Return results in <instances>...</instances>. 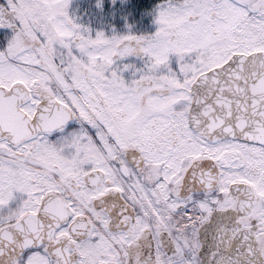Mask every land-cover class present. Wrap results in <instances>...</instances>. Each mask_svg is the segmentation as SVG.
I'll list each match as a JSON object with an SVG mask.
<instances>
[{"label": "flooded vegetation", "instance_id": "af4514ba", "mask_svg": "<svg viewBox=\"0 0 264 264\" xmlns=\"http://www.w3.org/2000/svg\"><path fill=\"white\" fill-rule=\"evenodd\" d=\"M225 1L232 3L229 11L222 9ZM16 2L0 0V64L47 66L63 56L53 51V45L69 35L56 31L54 23L52 27L49 23L41 26ZM126 2L128 21L111 26L133 29L118 44L119 50L129 47L120 63L125 60L124 64L132 66L137 62L145 66V72L131 79L119 71V54H113L107 74L100 80L118 97L112 104L107 99L110 94L98 98L93 165H82L78 181L73 180L70 186L50 192L48 188L40 206L46 197L48 214L50 208L58 216L53 228L41 244L26 246L7 264L264 263V145L205 135L191 121L192 86L201 74L227 64L239 54L264 53V0ZM81 10L79 6L75 11ZM167 13H177L181 20L175 28L180 40L174 44L179 62L171 64L169 73L178 68L187 76L178 86V98L158 103L173 93L168 83L171 75L166 73L168 65L159 69L144 46L150 33L156 32L155 27L162 28L161 17ZM232 14L238 19L222 25L221 21L226 22ZM75 15L73 12L71 19L61 25L79 28ZM205 18H210L206 39L198 45L189 44ZM185 25L188 30L182 36L179 29ZM58 58L63 62L60 64L87 60ZM21 82L0 81V85L10 89ZM34 84L26 83L30 95L36 93ZM261 85V77L256 75L249 88L250 97ZM49 88L36 93L32 112L27 110L32 101L28 95L19 108L29 117L35 116L47 92L67 113L69 122L55 130L33 133L19 144L8 137H0V141L23 146L41 134H56L60 144L66 142V129L76 127L75 111L61 102L53 87ZM5 92L0 89V98ZM92 173L94 177L89 180ZM40 206L29 213H38Z\"/></svg>", "mask_w": 264, "mask_h": 264}, {"label": "rangeland", "instance_id": "374dc122", "mask_svg": "<svg viewBox=\"0 0 264 264\" xmlns=\"http://www.w3.org/2000/svg\"><path fill=\"white\" fill-rule=\"evenodd\" d=\"M126 1L111 0L108 7L105 6V0H17L15 3L34 15L41 26L49 23L52 27L54 23L56 31L69 36L68 39H60L54 43L53 51L56 54L63 53V56H57L47 66L19 68L0 64V81L12 83L23 80L31 84L36 83V93L43 89L49 91V86L53 87L61 102L70 105L75 111L76 127L69 126L66 129L68 134L64 137L66 142L63 144H60L59 135L56 134L53 137L41 134L23 146H12L6 141H0V226L17 220L30 211L35 212L48 188L50 192L62 190L61 187L65 185L70 186L73 180L78 181L82 165H93L92 129L100 104L98 98L110 94L107 99L112 104L118 97L114 89L104 87L100 80L107 74L109 60L113 54L118 53L119 71L131 79L135 78L134 74L145 72V66L137 62L132 66L124 64L125 60L120 63L122 57L128 55L129 47L119 50L118 44L124 37L132 34L133 29L127 27L118 30L113 27L120 26L117 23L124 24L128 21L130 13L127 11ZM224 4L226 5L223 10L229 11L232 8L231 2L225 1ZM79 6L82 12L75 11ZM73 12L76 14L75 25L79 28L73 29L65 24L62 26L63 22L71 19ZM237 19L238 17L232 14L227 18L228 21H219L222 25H229ZM161 21L162 28L156 26V32L150 33L151 38L144 46V51L148 52L149 58L156 59L160 70L168 65L166 73L171 75L168 83L172 84L173 93L157 100L158 103H167L181 94L178 86L185 83L187 73L178 71L175 67V71L169 73V70L173 69L171 64L179 62L174 44L180 40L177 37L178 30L175 29L181 21L180 17L177 13H167L162 15ZM209 24L210 18L203 19L195 31V37L191 36L189 44L198 45L203 42L207 37ZM161 29H165V33L158 38L156 33ZM179 30L183 36L188 30V25ZM58 57L71 58L74 61L76 57H85L87 60L60 64L63 62ZM186 66L184 64V67ZM36 93L27 106L30 112L34 106L32 103L38 98ZM126 101L129 102L130 98L127 97Z\"/></svg>", "mask_w": 264, "mask_h": 264}, {"label": "water", "instance_id": "95a60500", "mask_svg": "<svg viewBox=\"0 0 264 264\" xmlns=\"http://www.w3.org/2000/svg\"><path fill=\"white\" fill-rule=\"evenodd\" d=\"M256 75L261 77V89L255 96L253 91L250 97V85ZM192 91L191 121L198 124L200 132L264 144V53L235 56L227 64L201 74L193 83ZM28 94V90L18 85L0 98V137H8L14 144L33 133L54 130L70 119L48 93L43 94L38 111L30 118L19 108ZM93 177L90 174L89 180ZM57 218L50 208L48 214L47 198H44L37 214H28L0 228V264L15 260L26 246L46 240Z\"/></svg>", "mask_w": 264, "mask_h": 264}, {"label": "trees", "instance_id": "16d2710c", "mask_svg": "<svg viewBox=\"0 0 264 264\" xmlns=\"http://www.w3.org/2000/svg\"><path fill=\"white\" fill-rule=\"evenodd\" d=\"M110 3H111V0H105V6L106 7H108Z\"/></svg>", "mask_w": 264, "mask_h": 264}, {"label": "bare ground", "instance_id": "6f19581e", "mask_svg": "<svg viewBox=\"0 0 264 264\" xmlns=\"http://www.w3.org/2000/svg\"><path fill=\"white\" fill-rule=\"evenodd\" d=\"M162 36H164V35H163L162 33H160V34H159V37H162Z\"/></svg>", "mask_w": 264, "mask_h": 264}]
</instances>
